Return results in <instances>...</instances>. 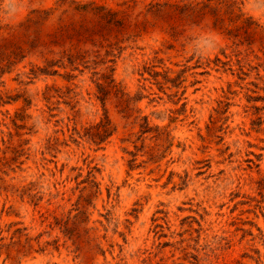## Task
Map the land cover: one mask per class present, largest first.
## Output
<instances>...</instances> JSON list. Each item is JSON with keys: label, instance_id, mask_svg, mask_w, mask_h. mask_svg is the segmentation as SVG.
Returning <instances> with one entry per match:
<instances>
[{"label": "rangeland", "instance_id": "obj_1", "mask_svg": "<svg viewBox=\"0 0 264 264\" xmlns=\"http://www.w3.org/2000/svg\"><path fill=\"white\" fill-rule=\"evenodd\" d=\"M0 264H264V0H0Z\"/></svg>", "mask_w": 264, "mask_h": 264}]
</instances>
